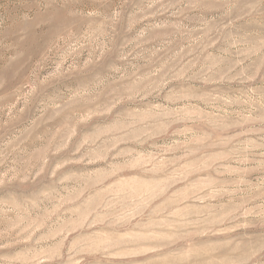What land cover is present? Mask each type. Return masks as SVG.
Instances as JSON below:
<instances>
[{"label":"rangeland","instance_id":"374dc122","mask_svg":"<svg viewBox=\"0 0 264 264\" xmlns=\"http://www.w3.org/2000/svg\"><path fill=\"white\" fill-rule=\"evenodd\" d=\"M0 264H264V0H0Z\"/></svg>","mask_w":264,"mask_h":264}]
</instances>
